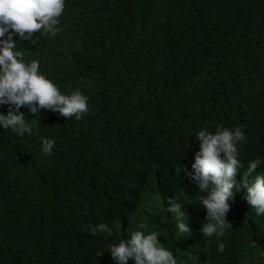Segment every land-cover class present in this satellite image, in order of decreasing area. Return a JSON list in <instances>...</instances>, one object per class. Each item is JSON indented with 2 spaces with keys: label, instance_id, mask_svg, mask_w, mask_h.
I'll use <instances>...</instances> for the list:
<instances>
[{
  "label": "trees",
  "instance_id": "16d2710c",
  "mask_svg": "<svg viewBox=\"0 0 264 264\" xmlns=\"http://www.w3.org/2000/svg\"><path fill=\"white\" fill-rule=\"evenodd\" d=\"M60 19L57 35L20 47L62 92L85 93L90 110L68 119L22 106L40 135L0 127V264H116L109 244L140 223L177 264H264V215L245 189L230 201L220 252L200 231L206 209L182 172L197 133L218 125L246 133L237 180L264 160V0H66ZM41 136L54 139L51 154ZM169 196L185 203L190 232ZM100 222L111 235L93 236Z\"/></svg>",
  "mask_w": 264,
  "mask_h": 264
},
{
  "label": "clouds",
  "instance_id": "9594fccd",
  "mask_svg": "<svg viewBox=\"0 0 264 264\" xmlns=\"http://www.w3.org/2000/svg\"><path fill=\"white\" fill-rule=\"evenodd\" d=\"M66 0H0V107L7 105L8 111H0V127L11 129L20 136L40 135L38 125L41 109H48L68 119H80L89 112V97L80 89L62 92L60 86L40 69L38 59L28 60L20 43H35L37 33L53 37L62 31L61 16ZM36 114L26 118L21 107ZM198 150L194 153L191 167L183 165V176L198 190L195 199L206 209L200 231L206 242L217 238V250L223 252L225 244L220 237L231 227L227 216L232 207L230 201L241 188L245 189L244 199L257 215H264V172L257 168L264 166V160L256 157L248 161L244 172L246 177L237 180V173L244 167L241 144L247 139L242 125L228 127L218 125L215 131L202 128L196 136ZM42 152L51 154L54 139L41 136ZM255 173V175H252ZM170 210L182 233L190 232L186 222L184 202L176 197L167 198ZM140 223L118 243L109 244L108 250L116 264H177L173 251L165 247L157 230L146 231ZM113 229L106 222L90 226L93 236L100 233L111 235ZM105 252H98L97 257Z\"/></svg>",
  "mask_w": 264,
  "mask_h": 264
}]
</instances>
